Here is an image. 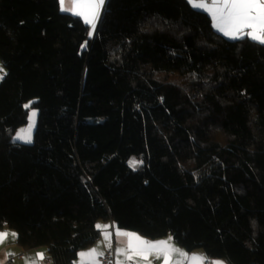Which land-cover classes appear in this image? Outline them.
I'll use <instances>...</instances> for the list:
<instances>
[{
	"label": "trees",
	"instance_id": "obj_1",
	"mask_svg": "<svg viewBox=\"0 0 264 264\" xmlns=\"http://www.w3.org/2000/svg\"><path fill=\"white\" fill-rule=\"evenodd\" d=\"M0 62V229L22 248L75 264L107 220L264 264V44L189 0H107L94 38L59 0H0Z\"/></svg>",
	"mask_w": 264,
	"mask_h": 264
},
{
	"label": "snow or ice",
	"instance_id": "obj_2",
	"mask_svg": "<svg viewBox=\"0 0 264 264\" xmlns=\"http://www.w3.org/2000/svg\"><path fill=\"white\" fill-rule=\"evenodd\" d=\"M59 3L61 11L70 12L81 17L85 23L95 29L106 0H68L71 7L66 6L65 0H59ZM189 3L196 10L206 12L211 17L213 26L217 31L230 39L235 40L246 37L254 42L264 44V0H189ZM25 107H29V105H25ZM36 115L37 113L32 111L29 116L30 122ZM33 127L34 124L30 123L28 129H21L17 133L16 139L30 143V129ZM142 163V160L132 158L129 161V167L135 171ZM96 227L98 230H106L110 226L98 224ZM103 234L105 239L109 241L107 247L111 248L112 233L104 231ZM9 235L15 238L17 234L0 232V244L4 243ZM115 235L118 244L124 245L123 247H117L116 252L123 255L126 261H132L135 257L148 260L150 255L155 254L157 258L163 256L164 264H184L185 260L189 264H207V257L200 254L190 255L177 248L171 236L164 240L152 241L141 237L135 232L119 229L116 230ZM102 255L104 253L98 251L96 247L86 252H80L78 253V264H100L98 257ZM176 256H179L180 259H175ZM43 259L44 254L37 253L36 257L31 259L30 264H39V261ZM0 264H4V261H0ZM117 264H125V261H118ZM211 264H223V262L213 261Z\"/></svg>",
	"mask_w": 264,
	"mask_h": 264
},
{
	"label": "crops",
	"instance_id": "obj_3",
	"mask_svg": "<svg viewBox=\"0 0 264 264\" xmlns=\"http://www.w3.org/2000/svg\"><path fill=\"white\" fill-rule=\"evenodd\" d=\"M65 2H66V6L71 7V5L68 3V0H65ZM106 3H107V0H106ZM106 3L103 6V12L105 10ZM65 13L74 15V14H72L70 12H65ZM101 16H102V14H101ZM101 16H100V18H101ZM100 18L96 22L95 29H92L91 26L86 23L90 27V36L92 38H94L96 36V34H97V29H98V25H99ZM215 30L217 31L216 28H215ZM217 32H219V31H217ZM219 33L222 34L221 32H219ZM223 36H225V35H223ZM225 37L227 39H229V40H234V39H230L227 36H225ZM235 40H238V39H235ZM98 224L99 225H108L110 227L108 229H106V230H100L101 236H100L99 241L94 246H92L90 248H87V249H85V250H83L81 252H86V251H88V250L96 247V248H98V251L103 252L104 255L107 252L113 251L114 254H115V258H116V264H117L118 261H125V264H149V262H150V264H164V258H163V256H160L159 258H157V256L155 254L150 255L149 258H148V260H143L140 257H135L134 260H132V261H126L125 260V257L123 255H120V254H118L116 252V248L117 247H123L124 246L122 244H118L117 238H116V235H115L116 230L119 229V230H124V231L135 232L137 234H139V233L136 232V231H131V230H126V229L120 228L113 221H107L106 220V221H101ZM104 231H109V232L112 233V239H111V245H112V247L111 248L107 247V244L109 243V241L105 239V236L103 234ZM0 232H8V233H16L17 234L16 231L11 230V229H8V228L0 229ZM139 235L141 237L145 238V239H148V238L142 236L141 234H139ZM168 237L169 236L164 237L162 239H158V240H164V239H167ZM121 239H123V238H121ZM148 240H150V239H148ZM152 241H156V240H152ZM173 242H174V244H175V246L177 248L182 249L184 252H186V253H188L190 255L191 254H200V255H203V256L207 257V264H211V262H213V261H222L223 264H227L226 261H224L222 259H211V258H209L205 254V252L203 250H197V251H194V252H189L186 249H184L183 247H180L174 241V239H173ZM37 253H43L44 254V259L43 260H40L39 261V264H54L53 263V259L48 254V251H47L46 248L42 247V248H36V249H31V250H25L24 248H22L18 244V234L16 235L15 238H13L11 235H9L8 239L4 243L0 244V261H4V264H30L31 259L34 258V257H36V254ZM5 254H9V255H5ZM129 254H131V253H129ZM104 255H102V256H104ZM102 256H99L98 259L100 257H102ZM175 259H180V257L179 256H176ZM78 261H79V257L76 260L75 264H78ZM184 264H189V262L187 260H185L184 261Z\"/></svg>",
	"mask_w": 264,
	"mask_h": 264
},
{
	"label": "rangeland",
	"instance_id": "obj_4",
	"mask_svg": "<svg viewBox=\"0 0 264 264\" xmlns=\"http://www.w3.org/2000/svg\"><path fill=\"white\" fill-rule=\"evenodd\" d=\"M6 73H7L6 69L3 67L2 63L0 62V82L3 80V78L6 75ZM28 105H29V116L31 115L32 111H35L37 113V115L32 118L31 122H30L29 116H28L27 124L22 126L15 133L14 141L17 142V143H23V144H33L34 143V135H35V131H36L37 125H38V119H39L40 111H39L38 108L32 107L31 103H29ZM30 123L34 124V127L30 129L31 142L30 143H26V142H24V140L16 139L17 133L20 132L21 129H28Z\"/></svg>",
	"mask_w": 264,
	"mask_h": 264
},
{
	"label": "built area",
	"instance_id": "obj_5",
	"mask_svg": "<svg viewBox=\"0 0 264 264\" xmlns=\"http://www.w3.org/2000/svg\"><path fill=\"white\" fill-rule=\"evenodd\" d=\"M98 260L100 261V264H116V258L113 251L107 252L104 256L100 257Z\"/></svg>",
	"mask_w": 264,
	"mask_h": 264
}]
</instances>
